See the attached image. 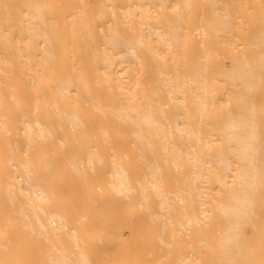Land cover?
<instances>
[{
  "label": "bare ground",
  "instance_id": "obj_1",
  "mask_svg": "<svg viewBox=\"0 0 264 264\" xmlns=\"http://www.w3.org/2000/svg\"><path fill=\"white\" fill-rule=\"evenodd\" d=\"M0 264H264V0H0Z\"/></svg>",
  "mask_w": 264,
  "mask_h": 264
}]
</instances>
